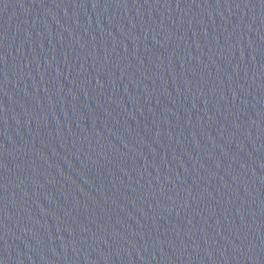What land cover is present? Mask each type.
Instances as JSON below:
<instances>
[{"label": "water", "instance_id": "water-1", "mask_svg": "<svg viewBox=\"0 0 264 264\" xmlns=\"http://www.w3.org/2000/svg\"><path fill=\"white\" fill-rule=\"evenodd\" d=\"M0 264H264V0H0Z\"/></svg>", "mask_w": 264, "mask_h": 264}]
</instances>
